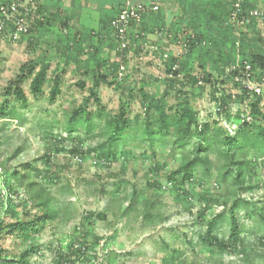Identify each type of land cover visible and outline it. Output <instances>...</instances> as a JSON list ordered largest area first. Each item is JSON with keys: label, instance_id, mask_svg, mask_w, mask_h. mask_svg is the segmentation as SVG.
I'll use <instances>...</instances> for the list:
<instances>
[{"label": "rangeland", "instance_id": "rangeland-1", "mask_svg": "<svg viewBox=\"0 0 264 264\" xmlns=\"http://www.w3.org/2000/svg\"><path fill=\"white\" fill-rule=\"evenodd\" d=\"M72 1V6H69V0H51V5L46 7L48 11L39 6L46 24L33 29L17 42L6 36L0 40V105L5 100L6 86L18 74L25 72V66L35 64L36 71L45 68L47 72L40 99L31 94L29 79L21 84L28 98V108L21 109L16 102L19 118L0 115V248L7 252V256L17 257L33 246V263L56 264L60 252L67 255L70 251L69 243L83 239L89 244L90 259L78 264H161L171 248L177 249L187 264H215L221 260L226 264H242L239 255L235 254L240 245L235 251H221L208 244L197 245L193 250L188 245L189 241L198 242L199 236L206 234V224L200 218L203 205L199 202V194L202 187H207L205 190L214 194L221 186L216 187L212 178L209 185L198 180L188 184L184 193L177 186L171 187L166 176L181 160L176 145L158 144L154 147V155L145 143L135 141L120 147L114 156H109V151L103 148L80 157L71 150L77 147L86 152L106 139H85L84 134H69L63 128V122L74 108L83 107L93 112L97 107L90 95L93 93L108 115L117 114L124 103L130 119H142L146 113L156 112L155 102L162 101L167 114L173 112L172 106H186L198 113V121H211L217 112L211 96L213 86L221 89L218 90L223 93L221 96L229 97V93L231 100L229 98L227 102L231 114H234L242 108L239 103L242 90L236 85L239 80L228 74L231 65L226 66L220 60L219 71L213 68L216 48L220 47L224 55L229 56L232 54L230 42L235 40V47L244 51L245 56L252 51H264L260 34L251 27L234 30L225 26L226 30H218L216 44L207 42L209 47L203 46L212 52L211 56H206L203 47L196 48L188 56L184 70L176 77L177 81L169 82L175 77L171 78L166 73V63L173 57L184 59L182 42H186L188 36H195L190 20L195 16L193 20L201 23L200 26L208 32L203 20L208 18V14L212 19L213 15L217 16L219 20L228 12L230 0H182L188 4L187 18L172 28L168 38L152 35L149 37L151 45L143 44L139 50L137 42H132L134 53H129L130 57L124 60L118 58L113 48V33L110 34L105 27L111 8L104 4L109 0H90L97 4L96 8H91L88 0ZM261 1L258 6L264 7V0ZM257 21L255 24L262 27ZM177 26L182 28L176 31ZM237 61L238 58L235 63ZM120 66L125 68V76L121 80L117 77ZM205 72H211L215 79L219 76L225 82L214 80V85L205 81L193 82V76L200 78ZM56 81L60 84L61 93L50 101V87ZM7 100L14 101V96ZM260 103L264 111V98ZM46 121L52 123L51 127ZM228 124L222 123V126L228 127L229 133L233 134L237 126ZM187 148L191 150L193 142ZM101 154L106 155L102 158L110 163L108 167L97 157ZM211 157L215 158L214 155ZM26 163L33 164L36 170L28 172L24 167ZM253 163L255 183L260 184L256 183L255 189L244 196L257 213H253L252 206L249 214L245 209L237 213L238 236L245 240L244 248L251 257L262 250L258 237L263 230L255 227L258 214L264 211V187H258L264 177L263 165L257 157ZM15 170L19 177L25 176L23 183L10 175ZM112 174L115 176L111 177ZM8 180L13 189L7 187ZM32 181L36 185L28 188L27 184ZM39 186L47 189L54 210L59 213L55 219L47 221L40 232L28 240H21L16 231L10 232L7 225L34 219L41 214V208L34 205L39 202L35 195ZM135 193L142 198L138 211L142 210L145 201L153 200L155 207L151 212L161 216L155 225H146L136 209L128 216L122 213ZM220 209L212 207L207 210L204 220L216 215ZM99 212L105 214V219L96 218ZM227 219L226 213L224 221L216 224L212 234L234 246ZM184 234L187 236L183 237ZM164 244L169 247H164ZM76 247L74 244L71 251ZM68 258L73 257L69 255ZM256 258L254 264H260V259ZM0 264L3 263L0 261Z\"/></svg>", "mask_w": 264, "mask_h": 264}, {"label": "trees", "instance_id": "trees-1", "mask_svg": "<svg viewBox=\"0 0 264 264\" xmlns=\"http://www.w3.org/2000/svg\"><path fill=\"white\" fill-rule=\"evenodd\" d=\"M140 2L148 10L142 15V20L139 24H132L131 29L127 31L128 37V48H125L122 51H119L118 44L116 40V28L111 25V22L115 20V16L118 14L120 8L117 10L116 15L109 18L107 23V30L110 34L113 33L114 37V50L118 54L119 59L129 58V53H134L131 43L137 42L136 48L139 50L140 47L148 45L150 40L149 35H162V38H168L172 28H175L181 21L185 20L186 14L188 13V7L183 6L182 9H179L176 13L172 15L170 21H164V12L163 6L147 0H132ZM185 1V0H184ZM234 1H229L228 12L225 15H221L219 20L216 19L217 16H214L212 19L211 14L207 15V19L203 20L205 23V29H209L206 32L201 27V23L195 22L193 19L190 20V23L194 25L195 36L187 37L186 42H182V47L184 48V59L180 57L170 58L166 63V73L169 77H175L170 79L169 82H175L176 77L184 70L186 62H188V56L196 48H202L206 43L216 44L219 39L216 36L218 35V30H226L238 28H249L256 30L261 37V41L264 42V25L258 27L255 22H258L254 17L248 15V11L252 9H262L264 7H259L261 5V0H241L240 10L237 12V17L231 19L232 13L235 11ZM261 1V2H260ZM124 0H121V6L123 5ZM258 4H260L258 6ZM156 6L157 9L153 10L152 6ZM259 7V8H258ZM39 12V8H38ZM42 15V14H41ZM155 17L160 20L156 23L152 22V17ZM43 19H36L33 21L31 27L28 30V36L32 33L33 29H38L44 23L46 24V19L43 16ZM151 18V20H150ZM205 18V17H204ZM110 19V20H109ZM145 20H148L146 23ZM177 21V22H176ZM243 21V24L240 22ZM152 22V23H151ZM50 23V21H48ZM214 29H211V24ZM261 25V24H260ZM225 26L227 28H225ZM169 27L168 29H166ZM180 28L177 26L176 31ZM211 29V30H210ZM263 31V32H262ZM214 33V34H213ZM244 35V33H243ZM149 36V37H148ZM202 41H205L203 43ZM151 45V44H150ZM232 48V54L229 56L224 55V52L216 48V62L213 64V68L216 71H219L220 65L218 61L225 62L226 66H232L228 74L236 81H243L244 83L236 82L237 86L242 90L240 95L239 103L242 104V108L245 104V108L237 109L234 114H231L230 105L227 102L230 95L224 96L219 93L220 88L213 86L211 93L212 99L217 107L216 116L212 118L211 121L203 120L198 121V113L191 108H186V106H176L170 107L173 112L167 114L164 108L162 101H156L154 104V113H146L142 119H130L126 113L125 104H121L119 111L115 115H108L104 108L100 106V100L97 97L96 93L90 94L93 98L94 104H96L95 110L89 111L83 107L74 108L66 117L63 122V128L69 134L77 133V135L84 134L85 139H95L97 137H105V141L102 144L97 145L94 148H88L86 152L78 149L77 147L71 150V153L83 157L85 154H89L92 151L96 152L100 149L106 148L109 152L108 155L114 156L117 150L128 144L135 141H141L145 143L147 149L152 150V154L156 155L155 146L164 145L169 146L176 145L177 150H179L181 160L178 166L175 169H172L167 174V181L171 187L177 186L178 190L181 193H184L185 186L188 184L199 181L203 182L204 185H209V180L213 178V184L217 187L220 185V190L216 193L211 194L210 191L205 190L207 187H202L199 194V202L203 205V209L200 215V218L203 219L206 224V234L204 236H199L198 242L189 241L188 245L194 250L197 245H210L215 246L221 251H235L236 247L240 245L238 250L235 251V254L239 255L242 264H254V259H260V264H264V211L258 214V224L255 228L258 230H263V233L259 235V245L262 248L261 252H256L254 257H251L250 252L244 248V239H240L238 223L239 218L237 213L242 209L249 210L247 213H250L252 204L246 200L245 193L251 192L255 189L257 184L255 183L254 178V161L256 157L262 161L263 170L262 174L264 176V111L261 106V100L264 98V51H252L248 56H245L244 51H239L235 47V40L230 42ZM244 44L241 46L243 47ZM205 54L208 56L212 52L208 48H205ZM239 48V47H238ZM131 50V51H130ZM237 51V53H236ZM182 53V54H183ZM211 56V55H209ZM226 56V57H225ZM238 58V61L235 63V60ZM127 58V59H128ZM238 62H240L238 64ZM234 63V64H233ZM246 66H249L250 69L247 71ZM120 66L118 72L120 73ZM181 69V71H179ZM125 68L121 71L123 76H117L119 79H123L125 76ZM25 72L20 73L16 78L9 82L4 90L5 100L0 105V115L10 116L13 119L16 117L19 118L17 112V103L21 109L28 108V98L25 95V92L21 86L22 82H25L30 79L29 89L31 94L36 98L40 99L43 94V86L47 81V72L45 68H39L36 71L35 64L25 66ZM118 73V75H119ZM214 80L219 81L218 83H224L225 80L219 76L215 79L211 72H205L201 77H194L193 82L199 83L205 81L209 84L214 85ZM256 82L259 83L261 87L260 93L247 88V82ZM241 84V85H238ZM82 85V84H80ZM61 93L60 84L58 81L50 87L49 99L54 101L55 97ZM14 96V101L8 102L7 98ZM227 97V98H226ZM231 100V98H230ZM186 101V100H184ZM247 118H250L247 120ZM102 119H104L102 127L100 126ZM133 121L134 123H132ZM223 121V122H222ZM235 125L233 134L229 133L228 127L224 125ZM48 123V124H47ZM226 123V124H225ZM48 127H51L49 122L46 121ZM172 142V143H171ZM190 142H193V148L188 149ZM81 144V141L78 143ZM105 154L97 155L103 165H110L106 161ZM214 155V159L211 157ZM29 172L32 169L36 170V167L31 163H26L24 166ZM215 174V177L213 175ZM16 180H19L23 183L25 176H18L17 170L10 173ZM115 174H112L111 177H114ZM44 178L46 176L44 175ZM152 186H158L157 183H151ZM6 185L9 189L12 188L10 180L6 182ZM36 185L35 182H30L27 184L28 188ZM258 187H264V177L262 183ZM35 195L39 202H35L37 208H41V214L36 216L34 219H30L23 222H13L7 226L10 228V232H15L20 236L21 240H28L32 235L37 234L42 230V226L49 220L56 218L59 213L58 210H54L52 205V198H50L46 188L39 186V190L36 191ZM117 200V199H114ZM121 200H125L122 198ZM142 198L137 196L135 193L132 197V201H129L127 207L122 210V213L125 216H128L130 212L137 210L138 214L143 218V221L146 225H155L157 218H161L158 213H152L151 209L155 207L153 200H148L143 203L142 210L138 211V204ZM36 201V200H35ZM121 206V204H120ZM212 207H221L219 211L216 212V215L213 217L204 220L206 211ZM121 210V208H120ZM253 213L256 212V208L252 206ZM228 215V223L230 225V236L234 238L235 244L231 246L227 241L218 239L216 236H213V231L217 227L216 224L223 222ZM252 213V212H251ZM93 215V214H91ZM105 214L102 212L96 213V218L105 219ZM89 218V216H88ZM165 219V218H162ZM2 224L0 223V230ZM186 237L187 234L182 235ZM79 241V240H78ZM74 241L68 244L70 251L67 255L72 256L73 258H68L67 255L60 252L57 258L56 264H78L80 261L89 260V244L83 239L78 242ZM76 244V248L71 251V248ZM164 247H169L168 244H164ZM3 249L0 248V261L3 264H35L31 261V256L34 253L33 246L25 249L18 254L17 257L7 256ZM161 264H187L186 260H182V256L177 249H170L169 253L162 258ZM191 264H198L191 263ZM215 264H226L221 260ZM234 264V263H228Z\"/></svg>", "mask_w": 264, "mask_h": 264}, {"label": "built area", "instance_id": "built-area-1", "mask_svg": "<svg viewBox=\"0 0 264 264\" xmlns=\"http://www.w3.org/2000/svg\"><path fill=\"white\" fill-rule=\"evenodd\" d=\"M240 2L241 0L234 1L235 11L231 15L232 20L237 17V12L240 10ZM39 6V0H0V40L6 36L11 41L17 42L21 37L27 35L33 21L43 19L40 12H38ZM152 9L156 10L157 7L154 5ZM147 10L140 2L124 0L118 14L115 16V20L111 22V25L116 28V42L119 51L128 48L126 33L131 29L132 24L141 22L142 15ZM248 15L259 20L262 26L264 25V8L249 10ZM240 24H243V21ZM123 69V67L120 68L119 76L122 75L121 71ZM249 69L250 67L246 66V70L248 71ZM247 87H250L249 89L256 93L261 91L259 83L248 81ZM249 119L247 118V120Z\"/></svg>", "mask_w": 264, "mask_h": 264}, {"label": "crops", "instance_id": "crops-1", "mask_svg": "<svg viewBox=\"0 0 264 264\" xmlns=\"http://www.w3.org/2000/svg\"><path fill=\"white\" fill-rule=\"evenodd\" d=\"M39 1H40V6L41 7H45L46 8L47 6L51 5V0H39ZM147 1H152V2L158 3V4L163 6L162 8H163V12H164V21H167V22L170 21V19H173L171 17H172V15L174 13H176L179 9H182L183 6H187L188 5V4L184 3L182 0H147ZM88 2H89L88 5L91 8H96L97 7L96 6L97 4L95 2L90 1V0H88ZM42 3H43V6L41 5ZM72 4H73V1L69 0V6H72ZM84 4L87 5L85 2H84ZM93 5H94V7H92ZM104 6L106 8L107 7L111 8L110 9V16H109V18H111L114 15H116L117 10L119 8H121V0H109V1H107L104 4ZM45 10L48 11L47 8ZM47 13H45V14H47ZM150 20H151V18H150ZM145 21H146V23H148V20H145ZM152 22L156 23V22H160V20L153 16L152 17ZM149 36L151 37V35H149ZM151 42H152V40L149 41L150 44H151ZM155 43H156V41H155ZM156 44H157V46H160L158 43H156Z\"/></svg>", "mask_w": 264, "mask_h": 264}]
</instances>
